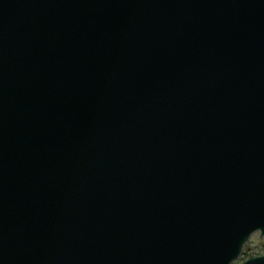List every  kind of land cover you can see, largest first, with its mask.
<instances>
[{"label":"water","instance_id":"water-1","mask_svg":"<svg viewBox=\"0 0 264 264\" xmlns=\"http://www.w3.org/2000/svg\"><path fill=\"white\" fill-rule=\"evenodd\" d=\"M254 233L264 0H0V264H232Z\"/></svg>","mask_w":264,"mask_h":264},{"label":"rangeland","instance_id":"rangeland-1","mask_svg":"<svg viewBox=\"0 0 264 264\" xmlns=\"http://www.w3.org/2000/svg\"><path fill=\"white\" fill-rule=\"evenodd\" d=\"M264 255V237L259 233L253 234L242 248L239 258L232 264H240L250 258Z\"/></svg>","mask_w":264,"mask_h":264}]
</instances>
